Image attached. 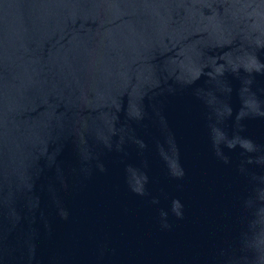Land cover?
<instances>
[{"label": "water", "instance_id": "water-1", "mask_svg": "<svg viewBox=\"0 0 264 264\" xmlns=\"http://www.w3.org/2000/svg\"><path fill=\"white\" fill-rule=\"evenodd\" d=\"M0 264H264V0H0Z\"/></svg>", "mask_w": 264, "mask_h": 264}]
</instances>
